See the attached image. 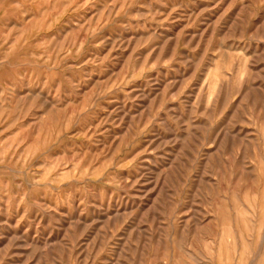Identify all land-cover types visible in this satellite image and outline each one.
<instances>
[{
	"label": "rangeland",
	"instance_id": "obj_1",
	"mask_svg": "<svg viewBox=\"0 0 264 264\" xmlns=\"http://www.w3.org/2000/svg\"><path fill=\"white\" fill-rule=\"evenodd\" d=\"M0 264H264V0H0Z\"/></svg>",
	"mask_w": 264,
	"mask_h": 264
},
{
	"label": "bare ground",
	"instance_id": "obj_2",
	"mask_svg": "<svg viewBox=\"0 0 264 264\" xmlns=\"http://www.w3.org/2000/svg\"><path fill=\"white\" fill-rule=\"evenodd\" d=\"M245 84V83H244ZM219 92V91H218ZM213 93V92H212ZM226 130V129H225ZM216 142V141H215ZM245 231V230H244Z\"/></svg>",
	"mask_w": 264,
	"mask_h": 264
}]
</instances>
